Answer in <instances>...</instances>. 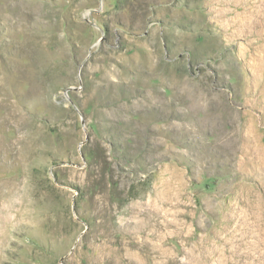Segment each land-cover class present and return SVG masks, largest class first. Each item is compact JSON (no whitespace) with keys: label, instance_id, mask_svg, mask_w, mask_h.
I'll list each match as a JSON object with an SVG mask.
<instances>
[{"label":"rangeland","instance_id":"1","mask_svg":"<svg viewBox=\"0 0 264 264\" xmlns=\"http://www.w3.org/2000/svg\"><path fill=\"white\" fill-rule=\"evenodd\" d=\"M0 264H264V0H0Z\"/></svg>","mask_w":264,"mask_h":264}]
</instances>
